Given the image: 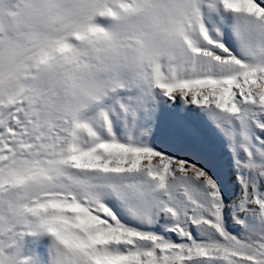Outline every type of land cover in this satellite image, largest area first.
I'll return each instance as SVG.
<instances>
[{
  "label": "snow or ice",
  "instance_id": "obj_1",
  "mask_svg": "<svg viewBox=\"0 0 264 264\" xmlns=\"http://www.w3.org/2000/svg\"><path fill=\"white\" fill-rule=\"evenodd\" d=\"M0 264H264V0H0Z\"/></svg>",
  "mask_w": 264,
  "mask_h": 264
},
{
  "label": "clouds",
  "instance_id": "obj_2",
  "mask_svg": "<svg viewBox=\"0 0 264 264\" xmlns=\"http://www.w3.org/2000/svg\"><path fill=\"white\" fill-rule=\"evenodd\" d=\"M2 3L9 10L15 11L16 7L20 3V0H2ZM7 39H9L7 34H5L4 36L0 37V41H6Z\"/></svg>",
  "mask_w": 264,
  "mask_h": 264
}]
</instances>
